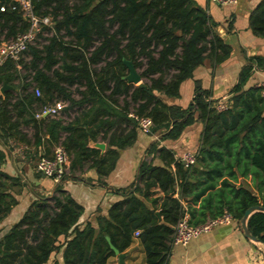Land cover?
Instances as JSON below:
<instances>
[{
  "label": "trees",
  "instance_id": "16d2710c",
  "mask_svg": "<svg viewBox=\"0 0 264 264\" xmlns=\"http://www.w3.org/2000/svg\"><path fill=\"white\" fill-rule=\"evenodd\" d=\"M34 17L49 18L45 45H28L17 61L0 65V88H11L0 100V144L10 140L49 153L62 147L70 159V172L91 161L96 183L112 172L119 152L137 139V119L149 118V135L162 166L144 160L138 183L113 192L122 198L107 216L96 218V227L79 220L83 209L69 196L35 197L21 219L0 240V264H107L115 257L104 235L122 254L139 233L146 264H166L174 228L185 216L190 225L228 213L237 224L253 206L264 207V97L262 89L245 85L253 59L244 67L227 99L225 111L209 99L198 83L186 109L167 105L164 99H179L183 83L205 61L213 66L225 62L230 47L216 34L214 21L193 0H31ZM0 44L16 40L30 29L14 0H0ZM14 8V9H13ZM249 28L264 39V0L249 17ZM130 63L141 80L127 83ZM79 99H73L75 87ZM83 88V90H80ZM36 92L38 95H36ZM57 102H67L63 112L82 108L71 122L35 115ZM90 106L86 109L84 106ZM132 115V117H130ZM202 131L194 165H183L159 145L177 141L194 124ZM21 125L32 129L23 134ZM101 134V135H100ZM98 136L107 145L104 155L89 147ZM46 138V139H44ZM48 145V146H47ZM39 156L37 161L41 157ZM5 157H0V165ZM172 166L174 169H172ZM250 172L258 182L257 193L239 183ZM19 177L0 172V224L18 204L22 188ZM164 195L159 209L150 200L152 188ZM175 187L177 199L173 198ZM148 202L150 208L144 205ZM250 234L264 244V213L247 220Z\"/></svg>",
  "mask_w": 264,
  "mask_h": 264
},
{
  "label": "crops",
  "instance_id": "0c3cea01",
  "mask_svg": "<svg viewBox=\"0 0 264 264\" xmlns=\"http://www.w3.org/2000/svg\"><path fill=\"white\" fill-rule=\"evenodd\" d=\"M193 1L205 9L212 21L216 23V34L230 47L231 52L229 58L220 65L213 66L210 61H205L202 66L196 69L193 77L182 84L179 99L163 98V101L167 105L186 109L193 100L194 87L198 83L203 91L209 92L211 101H217V104H226L231 91L240 79L241 72L253 59H260L261 67L257 68V63L254 61L245 90L260 88L262 89V97H264V39L254 36L249 28V17L261 0H239L237 6L227 7L217 6L208 0ZM123 80L125 79L123 78ZM7 91H11V88L5 92ZM4 94L0 92V100L4 98ZM72 97L76 101L79 99L78 94H72ZM63 103H65L66 108L68 103ZM84 107L89 109L90 106ZM64 109L60 113L69 116V118L67 121L60 120L67 123L79 115L82 108L75 107L68 112H63ZM71 112L74 115L70 114ZM58 116L55 119H58ZM20 130L23 134L28 135V138L31 137V128L21 125ZM201 131L202 126L197 123L187 128L177 141H160L159 145L170 150L174 154L175 160H180L184 153H196ZM97 140V143H103L100 136ZM158 141L157 136L146 135L138 130L136 142L132 147L119 152L114 169L107 177L102 178L105 185L96 183L98 176L96 170L91 167V161L84 163L81 167L77 166L71 172L69 169V175L63 181L54 183L42 175L35 176L29 169L25 172V158L14 153L11 144L14 142L13 144L19 147H27L26 145L15 140H10L6 146L0 144V157L1 154L5 157L4 163L0 165V172L10 177H19L23 185L20 194L16 196L17 206L0 224V240L21 219L35 197L50 199L63 195L69 196L83 209L79 226L82 228L86 223H91L93 227H96V218L107 216L109 208L122 199L114 194L113 190L123 189L132 183H138V171L144 160L152 161L154 166H162L158 158L153 156L154 154L146 157L152 144ZM103 144L105 150L103 152L98 150L101 156L107 151V145ZM57 147L59 146L50 148L48 154L45 153L44 147L38 148V152H35L37 155L33 153L32 148L27 147L24 156L39 157L47 154V158H49L52 157L54 149ZM89 147L95 149L91 142H89ZM172 169H174L173 166ZM238 180L245 189L251 193H257L258 182L253 180L250 172L244 178L239 176ZM25 181H27L26 185ZM260 188L264 192V185ZM151 191L152 195L149 199H156L155 207L159 209L164 200V195L158 187L152 188ZM177 197L178 189L175 187L173 198L177 199ZM144 205L150 208L148 202H144ZM187 217L189 218L188 215ZM122 254L125 255L124 264H146L142 244L135 234L130 247ZM57 258L62 264L60 255ZM107 264H117V258L109 259ZM166 264H264V258L262 245L245 238L240 226L233 221L230 225L218 226L209 234L192 240L186 247L171 245Z\"/></svg>",
  "mask_w": 264,
  "mask_h": 264
},
{
  "label": "built area",
  "instance_id": "2783aa9c",
  "mask_svg": "<svg viewBox=\"0 0 264 264\" xmlns=\"http://www.w3.org/2000/svg\"><path fill=\"white\" fill-rule=\"evenodd\" d=\"M20 7L23 13V17L29 22V31L19 36L16 40L0 44V65L6 60L17 61L22 53L27 50V46L32 44L36 38V35L40 32L42 26H50L51 21L49 18L37 19L32 13L31 0H14ZM210 3L217 6L227 7V6H237L239 0H208ZM14 9V8H13ZM3 12L4 8H0ZM38 95V93L36 92ZM65 108V103L57 102L53 106L43 107L36 115L35 119L40 120L43 118H55L60 112ZM216 110L219 112L225 111L227 109L226 104L218 103L215 106ZM138 130L143 134H150L152 128V121L149 118L137 119ZM14 143V142H13ZM11 144L14 148L13 152L25 158L27 147H19L16 144ZM25 150V151H24ZM195 154L194 153H184L181 156V162L185 165L195 164ZM70 159L67 153L62 147H57L54 149L52 157H41L35 166V171L51 179L54 183H60L64 178L69 175ZM233 219L228 213H224L220 217L210 219L208 218L204 223L193 226L189 223V218L185 215L175 226L172 245L186 247L192 240L199 238L203 235L209 234L214 228L218 226L230 225ZM136 233L135 236H138Z\"/></svg>",
  "mask_w": 264,
  "mask_h": 264
},
{
  "label": "water",
  "instance_id": "95a60500",
  "mask_svg": "<svg viewBox=\"0 0 264 264\" xmlns=\"http://www.w3.org/2000/svg\"><path fill=\"white\" fill-rule=\"evenodd\" d=\"M125 65L128 67L129 69V74L124 78L125 81L129 84H133V85H140L141 82V78L139 77V75L137 74V72L133 69V67L131 66L130 63H125ZM6 90H10L9 87L7 86H3L1 88V94H4V92ZM93 147L97 150H100L101 152H103L105 150V145L103 143H95L93 144ZM182 164L185 165L184 162H182ZM264 213V207H260V206H253L248 208L244 214L243 217L241 218V220L239 221L238 225L240 226V229L243 232V235L245 238L256 242V243H260L256 238H254L250 232L248 231L247 228V220L248 218L253 215L254 213ZM105 241L109 247V249L113 252L114 256L117 258V264H124V260H125V255L120 254L119 251L111 244L110 239L107 235H104ZM262 245V254H263V258H264V244L260 243Z\"/></svg>",
  "mask_w": 264,
  "mask_h": 264
},
{
  "label": "rangeland",
  "instance_id": "374dc122",
  "mask_svg": "<svg viewBox=\"0 0 264 264\" xmlns=\"http://www.w3.org/2000/svg\"><path fill=\"white\" fill-rule=\"evenodd\" d=\"M41 38L36 37L34 42L31 45H38V47H41L42 45L46 44V41H44V39H47L48 37L51 36L50 33H41ZM141 69L137 71V73H140ZM146 81L141 80L140 83H145ZM75 88H72L71 91L73 92L74 95H76V92L74 90ZM37 95V94H36ZM76 97V96H75ZM72 115H74L72 112L70 113ZM69 118V116H65L62 113H60V115L58 116V119H62L64 121H67ZM151 155H146V157H150ZM25 172H27V169H29L32 173H34L35 176L39 175L36 171H35V166L37 164V158L35 157H25ZM30 172V173H31ZM27 184V181H25V185Z\"/></svg>",
  "mask_w": 264,
  "mask_h": 264
}]
</instances>
